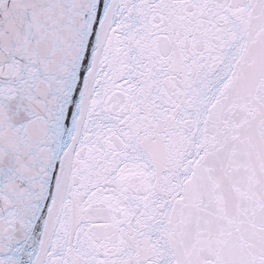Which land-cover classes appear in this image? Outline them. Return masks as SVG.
I'll return each instance as SVG.
<instances>
[{
  "label": "snow or ice",
  "instance_id": "1",
  "mask_svg": "<svg viewBox=\"0 0 264 264\" xmlns=\"http://www.w3.org/2000/svg\"><path fill=\"white\" fill-rule=\"evenodd\" d=\"M0 264H264V0H0Z\"/></svg>",
  "mask_w": 264,
  "mask_h": 264
}]
</instances>
